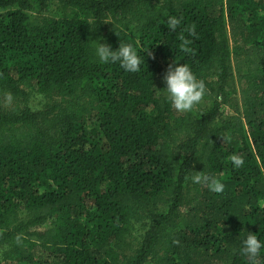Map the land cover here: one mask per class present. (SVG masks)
<instances>
[{"label":"trees","instance_id":"16d2710c","mask_svg":"<svg viewBox=\"0 0 264 264\" xmlns=\"http://www.w3.org/2000/svg\"><path fill=\"white\" fill-rule=\"evenodd\" d=\"M98 38L145 64L99 62ZM173 61L205 82L190 112L162 89ZM29 92L41 109L10 106ZM262 201L264 0H0V264H264L240 250Z\"/></svg>","mask_w":264,"mask_h":264},{"label":"clouds","instance_id":"9594fccd","mask_svg":"<svg viewBox=\"0 0 264 264\" xmlns=\"http://www.w3.org/2000/svg\"><path fill=\"white\" fill-rule=\"evenodd\" d=\"M169 30L175 31L180 20L176 17L169 16L167 19ZM190 35H195V29H188ZM99 39L92 40L95 42V56L101 63L119 62L120 66L128 72H138L142 65L145 64L144 56L138 54L137 50L130 43H121L112 50L105 43L99 42ZM188 41H185L187 44ZM164 90L166 99L177 112H190L200 104L206 95V85L201 79H198L191 67L185 63H176L173 61L169 64L163 77ZM10 99V96H9ZM217 99H220L217 97ZM233 168H240L244 165L243 157L233 154L230 157ZM193 184L206 185L210 191L221 193L225 188L222 179L215 177L206 172H197L190 177ZM264 249V241H261L257 235H245L241 239V253L250 258H255Z\"/></svg>","mask_w":264,"mask_h":264},{"label":"rangeland","instance_id":"374dc122","mask_svg":"<svg viewBox=\"0 0 264 264\" xmlns=\"http://www.w3.org/2000/svg\"><path fill=\"white\" fill-rule=\"evenodd\" d=\"M59 10L57 8V5L52 2L48 5L47 7V10H46V14L47 15H50V16H58L60 15L59 14ZM45 98L40 95V94H37L35 92H29V95L27 97V99L25 101H18V102H12L10 104V106H13L15 104H18L20 107H23V106H26L28 108H30L31 110H39L41 109V107L43 106V104L45 103ZM229 109L228 108H224V115H228L229 114ZM262 205H264V201L261 202ZM157 210L160 211V212H164L166 210V207L162 204H157ZM141 224L142 223H138L135 225V229L132 233V237L134 239H132L131 241L133 242L131 245H129V247L132 249H134V244L135 242H138L142 233H143V230L141 229ZM47 226H43L41 227L40 229H44L46 228ZM130 242V241H129ZM127 242V243H129ZM7 249L6 248H3V249H0V263H2L5 259V253H6Z\"/></svg>","mask_w":264,"mask_h":264}]
</instances>
